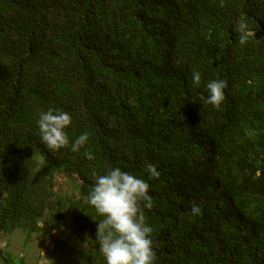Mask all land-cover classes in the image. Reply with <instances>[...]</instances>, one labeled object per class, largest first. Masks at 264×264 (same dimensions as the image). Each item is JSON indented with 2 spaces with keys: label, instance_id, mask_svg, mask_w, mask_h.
I'll list each match as a JSON object with an SVG mask.
<instances>
[{
  "label": "trees",
  "instance_id": "trees-1",
  "mask_svg": "<svg viewBox=\"0 0 264 264\" xmlns=\"http://www.w3.org/2000/svg\"><path fill=\"white\" fill-rule=\"evenodd\" d=\"M48 107L86 149L42 145ZM148 163L157 264H264V0H0V263L2 235L63 228L105 264L94 174Z\"/></svg>",
  "mask_w": 264,
  "mask_h": 264
},
{
  "label": "clouds",
  "instance_id": "clouds-1",
  "mask_svg": "<svg viewBox=\"0 0 264 264\" xmlns=\"http://www.w3.org/2000/svg\"><path fill=\"white\" fill-rule=\"evenodd\" d=\"M245 22H239L240 42L247 39L243 34ZM192 79L201 82V73L194 70ZM227 80L212 79L206 84L208 92L206 102L219 108L225 100ZM70 113L59 108L48 107L41 110L36 119L42 145L49 150L59 151L71 147L72 151L86 149L89 140L87 131L70 140L68 129L72 126ZM88 160L95 159L94 153L85 150ZM147 179L120 166L107 168L102 174H94V182L87 194L89 204L102 217L98 221L96 241L105 264H157L154 248L153 227L148 223L146 210L154 206L150 194L149 181L159 179L161 172L157 165L148 163L144 168ZM202 209L193 204L191 214H200Z\"/></svg>",
  "mask_w": 264,
  "mask_h": 264
},
{
  "label": "rangeland",
  "instance_id": "rangeland-1",
  "mask_svg": "<svg viewBox=\"0 0 264 264\" xmlns=\"http://www.w3.org/2000/svg\"><path fill=\"white\" fill-rule=\"evenodd\" d=\"M59 182L67 183L61 176ZM67 185H65V189ZM2 246L14 253L18 264H97L85 253L89 246L70 231L62 229L42 230L26 238L19 229L2 235ZM0 264H6L1 261Z\"/></svg>",
  "mask_w": 264,
  "mask_h": 264
}]
</instances>
